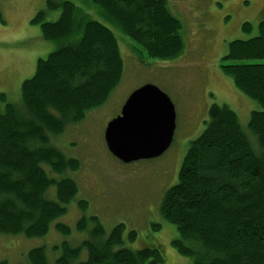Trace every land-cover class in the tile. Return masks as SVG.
<instances>
[{"label": "trees", "instance_id": "16d2710c", "mask_svg": "<svg viewBox=\"0 0 264 264\" xmlns=\"http://www.w3.org/2000/svg\"><path fill=\"white\" fill-rule=\"evenodd\" d=\"M90 4L148 56L172 60L182 54V22L167 0ZM48 6L60 11L59 19L47 21V12L39 11L32 22L40 24L43 39L58 42V48L38 59L36 73L22 82L21 107L0 94L6 102L0 107V233L29 239L46 237L54 222L56 231L70 235L71 227L57 220L80 192L77 180L66 173L78 171L81 161L66 156L52 138L104 106L125 71L118 38L108 25L92 19L72 0H48ZM242 27L250 31L252 25L247 21ZM259 29L257 36L229 43L221 68L238 90L262 107L251 113L249 122L260 151L252 149L237 113L225 104H213L205 131L191 141L177 183L162 197L161 215L179 232L173 245L193 256V264H264V60L244 62L264 59V21ZM77 202L82 210L89 206L85 199ZM88 221L95 223L90 238L78 245H54L60 254L53 258L47 247H32L26 264L164 262L161 245L118 247L125 223L106 235L97 216H82L77 230H86ZM135 236L132 232V239ZM83 250L86 257L81 256Z\"/></svg>", "mask_w": 264, "mask_h": 264}, {"label": "rangeland", "instance_id": "374dc122", "mask_svg": "<svg viewBox=\"0 0 264 264\" xmlns=\"http://www.w3.org/2000/svg\"><path fill=\"white\" fill-rule=\"evenodd\" d=\"M72 1L92 19L111 28L118 38L125 71L104 106L88 112L85 120L52 138L53 145H59L66 156L81 161L78 171L66 173L77 180L80 192L69 204L67 214L57 220L71 227L70 235L56 231L55 222L44 238L0 233V262L26 264L28 250L38 245L47 247L53 258L60 254L54 245L63 241L78 245L90 238L95 223L88 221V228L79 232L77 222L82 216H97L106 235L115 225L125 223L123 243L118 247L137 250L161 245L165 258L160 264H193V256L178 252L173 245L179 232L162 217L159 208L164 193L179 179L191 141L205 131L211 105L231 107L240 118L252 149L260 151L249 122L251 113L262 107L238 90L221 67L226 63L224 58L231 41L248 40L259 34V24L264 21V0H167L171 12L182 22L185 44L182 54L172 60L148 56L143 47L103 17L90 0ZM0 11L4 19L0 21V94L6 95V102L21 107L22 82L36 73L38 59L46 58L59 46L58 42L43 39L40 24L32 21L39 11L47 12V21H56L60 11L50 10L48 0H0ZM247 21L252 25L250 31L242 27ZM151 83L163 89L175 104L177 126L173 144L161 156L126 164L109 152L105 129L120 114L130 93ZM6 102L0 98L2 109ZM82 199L89 201L85 210L77 202ZM157 225L160 228L155 230ZM132 232H136L134 239ZM86 255L83 250L81 256Z\"/></svg>", "mask_w": 264, "mask_h": 264}, {"label": "water", "instance_id": "95a60500", "mask_svg": "<svg viewBox=\"0 0 264 264\" xmlns=\"http://www.w3.org/2000/svg\"><path fill=\"white\" fill-rule=\"evenodd\" d=\"M120 115L108 122L105 143L121 162L153 159L173 144L177 126L175 104L155 84L130 93Z\"/></svg>", "mask_w": 264, "mask_h": 264}, {"label": "flooded vegetation", "instance_id": "af4514ba", "mask_svg": "<svg viewBox=\"0 0 264 264\" xmlns=\"http://www.w3.org/2000/svg\"><path fill=\"white\" fill-rule=\"evenodd\" d=\"M245 2H248V0H245Z\"/></svg>", "mask_w": 264, "mask_h": 264}]
</instances>
